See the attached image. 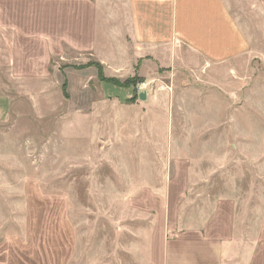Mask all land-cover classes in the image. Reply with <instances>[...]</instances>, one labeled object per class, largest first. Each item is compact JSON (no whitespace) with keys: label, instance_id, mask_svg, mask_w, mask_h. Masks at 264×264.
<instances>
[{"label":"rangeland","instance_id":"obj_1","mask_svg":"<svg viewBox=\"0 0 264 264\" xmlns=\"http://www.w3.org/2000/svg\"><path fill=\"white\" fill-rule=\"evenodd\" d=\"M244 2L233 6L242 25L253 28L250 16L263 22L254 2ZM243 61L248 91L237 89L243 79L233 61L213 65L208 91L198 89L203 79L165 68L147 75L102 70V83L75 77L68 96L57 70L45 82L21 77L24 90L0 91L11 105L0 111V264H136V248L125 245L156 211L157 204L147 203L151 186L174 180L179 191L189 178L211 179L219 193L220 134L226 131L229 162L260 163L259 171L242 174L263 185L264 59ZM225 69L227 96L220 88ZM144 90L146 100L139 98ZM162 132L163 155L157 149ZM141 134L144 145H136ZM203 134L213 139L212 155L194 139ZM163 162L173 169L154 168ZM195 164L198 171L188 170ZM210 168L215 171H205Z\"/></svg>","mask_w":264,"mask_h":264},{"label":"crops","instance_id":"obj_2","mask_svg":"<svg viewBox=\"0 0 264 264\" xmlns=\"http://www.w3.org/2000/svg\"><path fill=\"white\" fill-rule=\"evenodd\" d=\"M252 1L254 11L264 14V0ZM243 3L244 0H0V91L24 90L19 87L25 85L21 77H38L45 82L57 70L64 76L62 91L68 96L75 77L102 83L101 69L106 75L132 71L147 75L164 68L203 79L198 89L208 91L210 80H206L213 65L230 61L237 63L239 78L243 79L237 81V89L248 91L241 74L246 67L243 59L248 60L246 63L264 59V15L263 22L248 17L253 28L245 27L233 7ZM225 70V81L220 84L223 94L230 90ZM260 81L252 84L253 92H258ZM10 107V97L0 95V111L7 113ZM142 135L138 141L134 139L136 145H144ZM165 136L162 132L159 137L162 143ZM206 137L196 135L194 139L208 156L213 154V139ZM220 140L219 193L212 192L211 179L189 178L179 191L175 190L178 181L174 180L167 186L164 182L151 186L147 203L157 204L156 211L148 214L146 225L133 228V243L125 245L136 248L137 254L132 255L136 264H264V184L243 179L242 174L259 171L260 163H230L229 133H221ZM165 148L164 143L157 149L163 155ZM238 148L243 149L242 145ZM154 168L162 172L173 169L164 162ZM200 168L197 164L188 166L195 172ZM213 168L205 171H215ZM234 171L236 178L231 174ZM146 187L149 190V185Z\"/></svg>","mask_w":264,"mask_h":264},{"label":"water","instance_id":"obj_3","mask_svg":"<svg viewBox=\"0 0 264 264\" xmlns=\"http://www.w3.org/2000/svg\"><path fill=\"white\" fill-rule=\"evenodd\" d=\"M139 98L142 100H146L147 99V92L146 91L140 92Z\"/></svg>","mask_w":264,"mask_h":264},{"label":"trees","instance_id":"obj_4","mask_svg":"<svg viewBox=\"0 0 264 264\" xmlns=\"http://www.w3.org/2000/svg\"><path fill=\"white\" fill-rule=\"evenodd\" d=\"M102 70H103V69H101V75H100V78H101V76L103 75V74H102ZM101 80H103V79L101 78ZM118 86H120V87H124L123 85H118Z\"/></svg>","mask_w":264,"mask_h":264}]
</instances>
